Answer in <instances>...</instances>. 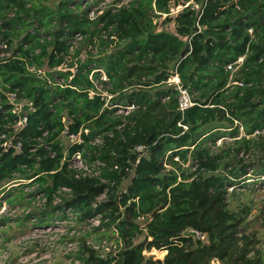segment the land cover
<instances>
[{
	"label": "trees",
	"instance_id": "16d2710c",
	"mask_svg": "<svg viewBox=\"0 0 264 264\" xmlns=\"http://www.w3.org/2000/svg\"><path fill=\"white\" fill-rule=\"evenodd\" d=\"M33 1L0 0V40L11 49L0 58V129L18 119L9 94L32 102L17 134L21 151L0 158V185L17 174L36 177L48 195L44 214L53 215L52 194L61 186L73 190L65 205L81 221L101 213L107 221L81 233L79 250L69 255L82 264H264V234L249 220L253 205L231 208L237 191L229 192L249 174L264 175V134L256 133L264 130V0H117L95 17L103 0H62L55 10ZM156 12L175 31H158ZM24 29L14 46L16 30ZM75 33L89 45L84 59L72 45ZM42 68L47 81L37 75ZM175 75L193 102L184 111L178 85L169 83ZM131 105L128 114L118 112ZM78 134L81 142L64 146V136ZM98 134L102 144H91ZM228 137L231 144L213 150ZM38 138L43 145L32 152ZM66 150L101 159L107 182L76 178L62 163ZM93 232L112 241L106 257L87 244Z\"/></svg>",
	"mask_w": 264,
	"mask_h": 264
},
{
	"label": "built area",
	"instance_id": "2783aa9c",
	"mask_svg": "<svg viewBox=\"0 0 264 264\" xmlns=\"http://www.w3.org/2000/svg\"><path fill=\"white\" fill-rule=\"evenodd\" d=\"M117 0H109V3H106L105 0L102 2L103 8H105L107 5L115 3ZM128 0L121 1L120 5L127 4ZM174 8H172V12ZM91 17H95L96 13L93 11L90 14ZM83 38V35L81 33H75L72 39V45L74 48H78L79 41ZM0 43H4V39L0 40ZM0 44V45H1ZM6 47V46H5ZM4 50V48L0 49ZM7 51V50H4ZM1 52L0 58L6 59L11 55V51L7 52ZM7 54V56H6ZM6 56V57H5ZM244 57H240L235 63H242L244 60ZM228 68L231 70H235V67L233 64H229ZM100 70V69H99ZM37 75L41 78H43L45 81H47V76L45 74H42L41 71H38ZM101 79L104 81H107L108 78L105 74V72H101ZM58 84H63L64 79H56ZM48 83H52L50 79H48ZM169 83L177 84L180 89V97H179V108L180 110L184 111L189 106L193 105V102L191 100V97L186 89L182 88L180 85V79L178 75L173 76L170 78ZM98 89H101L102 85L101 83L97 85ZM94 94V92H92ZM8 98L11 102V104H14V100L16 99L15 94H9ZM111 98V96H109ZM26 106L28 108L23 112L19 111L18 107L15 105L18 119L14 121L13 125H7V128L0 129V158L5 152H8L10 149H15L16 152H20L22 149V142L17 140L18 132H20L27 124V114L29 111L32 110V102L25 100ZM30 107V108H29ZM136 108L135 105L128 106L127 108H121L119 109L120 114H128L130 111H133ZM0 110H3V100L0 97ZM187 128V126H184ZM242 130V128H241ZM88 131V130H87ZM48 130L44 131L43 136H47ZM256 133H263L262 131H257ZM243 134V133H241ZM69 138H71V142H81V136L78 135H72ZM224 140H227V138H221L217 140L216 145H214L212 148L213 150L222 146L224 144ZM38 142L40 143L33 149H31L32 152L36 150V148L40 145H43V138H38ZM103 140L101 135H96L93 140L90 141L93 145H100L102 144ZM219 143V144H218ZM143 146H137L138 150H143ZM50 157L55 156V151L49 152ZM178 160L179 158L176 157ZM68 163L69 169H71L74 172V175L76 178H82V177H95V178H101L102 182H107V179H104L101 177L102 174V168L105 165V163L101 159H96L91 162H89L85 157L83 151H76L71 156L68 155L67 150L65 151V155L63 157L62 163ZM23 167H27L26 165H22ZM247 182H252V187H249L253 191H260L264 192V175L259 178H254L250 174L248 175ZM239 187H230L229 192L233 191H246L248 187L244 186ZM17 191L18 193H21L23 191L24 193V199L18 201L15 200L14 202H10V199L14 198L16 196L13 193ZM52 204L56 207L54 210V213L51 217V220L44 221L43 217L46 214H44V211H46V207L48 204V195L45 191L41 189L40 182L36 181V177L33 178H23L19 176V174L16 175V178L11 180L8 183H5L3 185H0V233L1 229L6 225H2L1 220H8V221H14L22 216H31L30 219L34 224V228L32 230V233L26 237H22L19 241V244H24V242L34 243L35 241L43 242V244H46L49 240L54 241L56 235L52 237H47L44 233H53V232H67L70 234H76L80 235L83 232L91 231L94 227H101L103 221H107V219H104L103 215L101 213L96 214L93 217L87 218L85 221H81L80 213L73 208L72 206L65 205V202L67 200H70L73 198V190L68 186H61L59 187L53 194H52ZM108 197V188L105 190L104 193H102L99 197H97V200L93 202V206L96 207L100 202L106 200ZM261 199H264V193L262 194ZM35 210L39 211V213H36ZM41 218V219H40ZM144 219V217L142 218ZM115 236L118 237V230L115 229ZM190 234H194L195 236L205 239V235H203L201 232L197 230H190ZM69 244V248L71 253L77 252L79 250V242L76 240L72 241ZM87 244L90 245L93 249L98 251L102 257H106L111 251L112 241L103 239V240H96L94 237H90L87 239ZM65 246L63 245L62 249H64ZM37 253H34L33 255V262L35 264H51L52 260H54L53 257L49 254H45L42 257H35ZM8 255L6 252L0 254V264H5V261L7 260ZM28 260V259H27ZM43 260V261H41ZM61 264H82V262L75 258L74 256L70 257V259L66 260L64 263Z\"/></svg>",
	"mask_w": 264,
	"mask_h": 264
},
{
	"label": "rangeland",
	"instance_id": "374dc122",
	"mask_svg": "<svg viewBox=\"0 0 264 264\" xmlns=\"http://www.w3.org/2000/svg\"><path fill=\"white\" fill-rule=\"evenodd\" d=\"M62 0H37V1H33L32 5L38 4L41 8L42 7H48L52 10H55L58 5L60 4ZM106 3H109V0H105ZM126 1V0H123ZM131 0H128V3ZM117 2V1H116ZM34 7V6H33ZM181 9V6L176 7V9H173L174 12H172L171 14L173 15V13L179 11ZM105 10V8H103L102 4L96 8L94 10V12L96 14H101L103 13V11ZM33 10L31 11V13L33 14ZM156 16L154 18V23L157 25V30L161 31V30H169V31H175V27L172 23H165V19L167 18V14L166 13H160V12H156ZM29 29V26H28ZM17 34L13 36V45L16 46L17 43H19L21 41V39L24 37L25 34V29L21 30L20 32H18L19 30H16ZM43 32V31H42ZM88 36V35H87ZM84 36L83 38L79 41L78 43V49H83L82 51V55L81 58L84 59L86 58V56L88 55V49H89V45L87 42H84ZM1 44V43H0ZM6 46V47H5ZM9 45L8 42L6 40H4V43L0 45V49L4 48V50L7 51H11V49H9ZM4 50L0 51V55L1 52H3ZM4 51V52H7ZM99 51L98 50H94L92 51L93 54L95 55H100L101 53V47H99ZM7 56V54H6ZM5 56V57H6ZM101 70V69H100ZM39 71L42 72V74H44L45 77V69H40ZM103 71V70H101ZM27 103H25V99H22L20 97H16V99L14 100V105H16L19 109V111H25L28 106H26ZM27 107V108H26ZM30 108V107H29ZM16 109V108H15ZM233 139L232 138H227V140H224V142L226 143H232ZM62 142L64 144L65 147H68V145H70L71 143V138L64 136L62 138ZM219 144V143H218ZM260 164V163H259ZM248 179L244 180V186L248 187L246 191H237L235 192L230 200V207L231 208H236L239 205H253V209H252V213L249 215V220H252L253 223L251 225V228L257 232H259L262 236V234H264L262 232V225L260 222V218L258 219V213L260 212V207L262 206V194L264 192H254L252 189H250L249 187H252V182H247ZM127 185V182H123V186L125 187ZM16 190L13 195L15 194L16 196H14L13 199L15 200H20L24 199V195L21 194H17ZM18 198V199H17ZM48 209V208H47ZM48 211V210H47ZM36 213H39V211L35 210ZM30 215L27 216H22L14 221H8V220H1L2 225H6L5 227H3L1 229V233H0V254L6 252L8 255L7 260L5 261V264H35L33 262V255L34 253H37V255L35 257H42L45 254H49L51 255V257L54 258V260H52L51 264H61L64 263L66 260L70 259L69 255H73V253H71L70 248H69V244L71 243L70 240L74 241L76 240L77 242H80V235H76V234H70L67 232H53V233H44L47 237H52L54 235H56L54 241L51 242V240H49L46 244H43V242H39V241H35L34 243H29V242H24V244H19V241L21 240L22 237H26L28 235H30L32 233L33 230V222L30 219ZM43 217L44 221H48L51 220V217L46 214ZM41 219V218H40ZM91 234L88 233L86 236H90ZM94 235H98L97 232H93L91 236ZM80 236V237H79ZM89 238V237H88ZM63 245L65 246L64 249H62ZM152 254H154L156 257H161L162 255L156 251L153 250L151 252ZM28 259V260H27ZM43 261V260H41ZM47 264V263H46Z\"/></svg>",
	"mask_w": 264,
	"mask_h": 264
},
{
	"label": "water",
	"instance_id": "95a60500",
	"mask_svg": "<svg viewBox=\"0 0 264 264\" xmlns=\"http://www.w3.org/2000/svg\"><path fill=\"white\" fill-rule=\"evenodd\" d=\"M196 30H197V27H195V28L193 29V31H196ZM189 51H190V46H189V44H187L181 55L184 56V55H185L186 53H188Z\"/></svg>",
	"mask_w": 264,
	"mask_h": 264
}]
</instances>
